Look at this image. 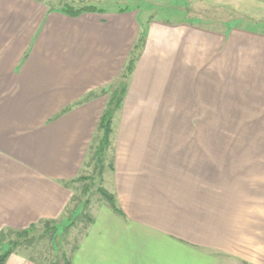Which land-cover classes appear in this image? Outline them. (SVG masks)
Wrapping results in <instances>:
<instances>
[{
	"label": "crops",
	"instance_id": "0c3cea01",
	"mask_svg": "<svg viewBox=\"0 0 264 264\" xmlns=\"http://www.w3.org/2000/svg\"><path fill=\"white\" fill-rule=\"evenodd\" d=\"M140 12L0 0V232L69 207L102 90L143 35L112 123L115 204L92 209L70 263L264 264V147L246 143L247 128L195 122L262 117L264 32L202 19L142 27ZM4 264L47 263L16 250Z\"/></svg>",
	"mask_w": 264,
	"mask_h": 264
},
{
	"label": "rangeland",
	"instance_id": "374dc122",
	"mask_svg": "<svg viewBox=\"0 0 264 264\" xmlns=\"http://www.w3.org/2000/svg\"><path fill=\"white\" fill-rule=\"evenodd\" d=\"M48 9L52 6L60 8L63 5L73 7H93L96 10L113 11L119 9L141 10L138 20L142 27L146 19H163L170 21L200 20L206 26L213 29L222 28L224 21H229V26L243 27L249 30L264 32V0H41ZM177 1L178 5H175ZM228 1L230 6L226 5ZM224 3L225 6L221 5ZM177 9H174V8ZM143 9V10H142ZM180 9V10H178ZM261 9H263L261 11ZM155 16V17H154ZM212 22L211 24H209ZM202 23V24H203ZM208 23V24H207ZM121 77H117L111 83L112 86L119 84ZM126 82V79L125 81ZM111 86V87H112ZM113 88V87H112ZM110 88V90H113ZM216 99V97H215ZM220 99V96H219ZM231 106V105H230ZM216 107V105H215ZM217 110L216 108H214ZM119 110L116 111V113ZM220 112V110L218 111ZM115 113V115H116ZM261 118L242 120L232 117L227 120L217 118L221 114H214L212 120H198L199 126L230 128H247V144L262 145L264 147V112ZM114 115V116H115ZM113 116V118H114ZM112 118V123H113ZM224 121V122H223ZM228 122V125H227ZM111 123V132H112ZM252 134V135H251ZM109 135V144L105 147L104 156L96 154L99 145L100 134L95 136L93 146L87 153V157L79 174L71 183L72 197L66 211L54 221L40 222L25 229L23 236L20 230L6 233L0 246V251L8 248L9 241L16 248H21L27 254L34 256L44 263L65 264L74 249L77 240L88 224V218H92L91 211L100 203H107L103 192L108 195L109 165L112 162V146ZM12 245V246H13Z\"/></svg>",
	"mask_w": 264,
	"mask_h": 264
},
{
	"label": "trees",
	"instance_id": "16d2710c",
	"mask_svg": "<svg viewBox=\"0 0 264 264\" xmlns=\"http://www.w3.org/2000/svg\"><path fill=\"white\" fill-rule=\"evenodd\" d=\"M49 9L65 13V14L70 15V16H78L81 13L96 10L93 7H88V6L73 7V6L67 5V4L63 5L60 8H54L51 6ZM174 9H177V8L175 7ZM178 10H180V9H178ZM143 44H144V38H143V35H141L139 38H137V41L135 42L133 50H131V52L129 53L127 61L124 64V67H123V69L119 75V77L122 78V81L119 84H116L114 86H112V84H110L109 86H107L105 89L102 90L103 93L108 94L107 103L105 105V108H104L101 116H100V119H99V122L97 125V130L93 136V139H92V141L89 145V149H88V151H89L90 148H92L93 140H94L95 136L97 137L100 134L99 145L96 148V154H98L99 156H104L105 147L109 144V135L111 133V127L110 126L112 123V118L115 115L116 111L121 108L124 96L126 94L129 76L132 73V70H133V67H134V64H135L137 58L140 55V52H141L140 50H141ZM125 79H126V82H124ZM110 88H112L113 90H110ZM111 165H112V162H110L109 168H111ZM73 181H74V179L71 180V183ZM103 197L106 199L107 204H109V206L114 207L115 202H114V198L111 194L108 195L106 192H103ZM91 221H92V218H88V223H90ZM44 222H47V221H44ZM12 231L13 230L8 229V230L0 232V246H1V243L4 239V236H6V233H10ZM21 231L23 232L21 234L23 236H25L24 235L26 233L25 230H20V231H16V232H21ZM9 243L10 244H8V248L6 250L0 251V264H4L6 258L12 252H14L16 250L17 251L23 250L21 248H16L18 246L17 242L14 245L10 241H9ZM32 257H34V256H32ZM48 264H54V263H48ZM65 264H71L70 260L67 259L65 261Z\"/></svg>",
	"mask_w": 264,
	"mask_h": 264
}]
</instances>
